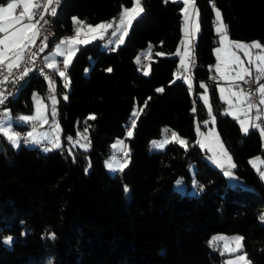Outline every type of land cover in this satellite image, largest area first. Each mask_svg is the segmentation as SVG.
I'll return each mask as SVG.
<instances>
[{
    "label": "trees",
    "instance_id": "1",
    "mask_svg": "<svg viewBox=\"0 0 264 264\" xmlns=\"http://www.w3.org/2000/svg\"><path fill=\"white\" fill-rule=\"evenodd\" d=\"M141 1L144 11L123 43L106 47L94 39L80 45L67 68L69 83L55 72L60 147L45 150L24 141L13 146L0 133V264H221L222 254L210 241L218 231L242 233L252 264H264V179L251 163L252 156L264 155V139L252 127L245 134L239 120L224 111L214 79L220 36L213 7L214 2L221 10L231 38L264 45V0H196L200 31L193 43L192 85L175 77L179 55L169 54L182 36V2ZM132 2L63 0L47 49L73 31L75 16L88 22L114 19ZM148 45L155 57L146 75L137 55ZM202 80L246 186L229 182L197 143L195 118L209 115L199 95ZM14 86L7 105L14 115L33 110L34 90L49 99L48 80L37 72ZM136 104L139 116L126 136ZM86 127L87 149L75 143ZM165 129L176 130L189 145L170 140L163 149L151 150V140ZM124 136L130 160L111 172L106 159L113 141ZM191 162L197 189L182 191L174 181L184 176L190 188ZM7 235L12 243L4 242Z\"/></svg>",
    "mask_w": 264,
    "mask_h": 264
},
{
    "label": "snow or ice",
    "instance_id": "2",
    "mask_svg": "<svg viewBox=\"0 0 264 264\" xmlns=\"http://www.w3.org/2000/svg\"><path fill=\"white\" fill-rule=\"evenodd\" d=\"M183 3L184 8L182 12L185 13L184 20H185V36H188L187 30V22L191 18V15H194L197 20L199 17V11L195 8V0H180ZM58 4V0H12V2L7 3L5 7H0V85L4 83H8L9 77H12L14 74V70L20 69L22 64L26 62V54L28 56V62L34 63V58L37 53L30 52V49L35 46V41L40 35V28L39 23L40 21H47L44 20L45 15L55 16L56 8L53 7V4ZM22 11L19 15H14V10L21 7ZM191 6L193 9V13L190 15L188 13V8ZM213 7L215 4L213 2ZM144 11L142 7L141 0H133L132 7H122V11L118 17V19L114 18L113 20L105 23H99L96 25L87 24L84 21H80L79 19H74V24L76 25L75 28V35L68 36L60 39L59 43L55 44V51L50 57H45L46 63L43 67L40 68L41 73L44 72L45 68L52 69L54 72H57L60 77L67 79L66 77V70L71 63L72 57L75 55V52L78 51L77 45H83L90 43L91 40L94 39H101L105 38L109 29H112L111 35L113 37H117V47L120 43H123V38L127 34L128 29L132 25V21L138 17ZM216 16V32L220 36L221 43L227 42V47L229 49L235 48L243 52L244 56L247 57V66H245V61L240 58V56L236 55L235 52H232L230 55L232 59L230 61H222L225 63V69L221 70L219 66L216 67V71L221 73V76L227 80H235V81H244L248 83L245 78L252 77L253 71L252 68H255V72L257 75L254 77L253 83L259 85L255 91L259 93V105H264V83H260L261 80H264V45H262L258 41H254L251 43H241V42H233L230 40L227 34V26L223 23L222 14L219 10L215 12ZM82 29H87L86 32L82 33ZM196 31H199V24L196 23ZM119 33V35H118ZM83 37V38H82ZM47 37H45V41ZM109 44L112 43L111 40L108 41ZM47 47V43L45 42L43 46L39 48V52H43L44 49ZM256 50V51H253ZM221 51L223 49L217 48L216 53L217 56H220ZM149 55L151 54L149 49ZM159 55V54H158ZM179 55V52H177ZM186 56L190 55V52H185ZM63 57L62 67L61 64L57 63L56 57ZM137 62H140V57H137ZM182 66H185V62L181 61ZM235 65L236 67H232ZM238 68V70H237ZM32 69L25 68L22 71V74L16 78V81L11 82H18L19 79H23L24 76L28 74L29 71ZM107 71L111 72L112 69L109 68ZM234 72L235 75H231L230 73ZM147 75V72L145 73ZM49 83V90L50 92H55L54 83L51 77H48ZM66 86V85H65ZM202 87H204L202 85ZM157 91L162 92L163 89H157ZM225 90L221 89L223 93ZM253 93L251 91L245 92L243 89L239 91L231 92V96L236 97L241 104H246L247 108L244 112L246 119L240 120V125L242 131L247 134L249 128H255L260 131L262 137H264V110H262L259 105L254 104L251 101ZM7 99V95L5 91H0V105L5 103ZM63 99L67 100V96L65 95ZM37 100V108H36V115H28V116H21L18 119L24 122H33V121H42L43 123H48L47 115L45 112H41V105L42 100L39 96L36 97ZM205 103H207V96L204 97ZM52 104L55 105L58 103L56 100L55 95L51 96ZM228 103L231 105V100H228ZM47 108L46 105H44ZM146 107V102H145ZM253 108H256L257 115L255 116L256 121H261L262 123H253L250 118L248 117V113H250ZM142 111V109L140 110ZM193 112L196 111L195 107L192 109ZM209 113H211V107L209 106ZM228 114L234 115L237 119H239V115L236 112H229ZM53 115L55 112L53 111ZM139 112L133 111L131 127H135V118H138ZM89 119H95L94 116H90ZM212 122H215V117H212ZM205 124L208 122L205 121ZM56 130L59 131V125H56ZM168 132V129L164 130ZM84 132H87V127L84 129ZM197 132H199V125L197 126ZM0 133H2L8 141L12 143L13 146H18L20 136L16 134L11 127L5 126L0 124ZM35 128L33 127V131L27 133V138H30L32 141L37 139V136L34 135ZM203 136V133H200ZM128 135L131 136L132 132L129 131ZM83 139H87L86 136L81 134ZM216 137V148H209V151H212L213 155L210 157L220 168L225 169V174L231 176L232 172L230 169L235 168L236 165L232 162V157L228 154L227 149L224 148V145L218 139L217 133H210L209 137H205V140L209 139L210 137ZM69 141H72V137H67ZM59 137L56 138V142H54L55 147H60L58 142ZM171 141L178 142L181 146H187V141L183 140L177 133H171ZM168 139H165L161 142L154 141L153 144L155 147L163 148L165 144L169 143ZM75 143H79V141H75ZM120 145H123V141L118 142ZM201 147H207L203 141H197ZM81 147L87 149L89 147L88 144H81ZM113 148H117V145L114 144ZM50 150V149H48ZM122 151L123 149L120 148ZM124 155L126 156L127 153L125 152ZM117 163L115 160L109 162L107 167L110 169L114 167V164ZM126 163V161H125ZM124 164L118 165V170H122ZM259 171V169H257ZM261 179H264V172H260ZM181 183V181H177V184ZM262 221H264V215L260 217ZM52 238L54 234H52ZM12 236H8L4 239L5 243L12 242ZM243 237H236L233 240H229L226 237H215L213 238V243L223 242L222 250L225 254H233L236 252H240L243 245H242ZM232 244L234 247H230L229 245ZM226 264H251L250 261H247L246 254H241L235 256L234 259H228Z\"/></svg>",
    "mask_w": 264,
    "mask_h": 264
},
{
    "label": "rangeland",
    "instance_id": "3",
    "mask_svg": "<svg viewBox=\"0 0 264 264\" xmlns=\"http://www.w3.org/2000/svg\"><path fill=\"white\" fill-rule=\"evenodd\" d=\"M141 3H142V1H141ZM132 6H133V2L130 5H123V7H132ZM142 7H143V4H142ZM183 8H184V5L182 3V9ZM195 8H196V0H195ZM143 9H144V7H143ZM216 10H219L221 12V10L218 7L215 6V12H216ZM121 11H122V9H121ZM188 13L190 15L193 13V9L191 8V6H189V8H188ZM184 15H185V13L182 12V23H181L182 36H181V39H180V41H179V43L177 45L176 50L173 51V52H171V53H169V54L170 55H177V52H179L178 68H177V70L175 72V77L177 78V77L183 76V78L190 85H192V83H193V77H192L191 74H189V72L182 73V71H181V66H182L181 61L183 60L185 62V66L186 67H189V64H190V61H191V56H192V53H193L192 39H196L197 36H198V33L200 31V13H199L198 20H197V18L194 15H191V18L188 20V22H187V30H188V33L189 34H188L187 37L185 36V20H184ZM118 17L116 19H118ZM74 18L79 19L80 21H84L87 24H91L93 26L96 25V24H99V23H105V22H109V21L113 20V19H103V20H100V21H97V22H88V21H85V20L81 19L78 16H75ZM197 22L199 24V31H196L195 30L196 23ZM216 23L217 22H216V16H215V28H216ZM223 23L226 25V23H225L224 20H223ZM75 28H76V25L74 24L73 31L70 32V33H68V34H66V35H63V36L59 37L57 39L56 43H59L60 39H62L64 37L74 36L75 35ZM86 31H87V29H82V33L83 32H86ZM128 31H129V29H128ZM111 32H112V29H109L108 32H107V34L105 35V38L101 42V45L102 46H106L107 47L109 45V43H108L109 40L112 41L111 44H113L115 46L117 45V43H118L117 37H113L111 35ZM227 34H228V37L231 40H241V39H232L230 37L228 31H227ZM118 35H119V33H118ZM126 35L123 38V42H124V40L126 38ZM55 44H53L50 48L46 49V51L48 50L47 52L45 51L46 52V56L47 55H50L51 56L54 53V51H55ZM79 46L80 45H77V48ZM217 48L223 49V51H221L220 56L218 57V61H217V64L220 66V64L222 63V61H224L223 56L228 53L229 48L227 47V42H225V43L222 44L221 41L216 46V49ZM149 49H150V52H151L150 55L148 54L149 53ZM186 51L190 52V55L189 56H186L185 55V52ZM142 53H144V55H146V60H145V63L143 65V71L145 73L146 72L149 73L150 72V60L155 57L153 55V53H152V46L151 45H148L147 47H145L144 49H142L138 53L137 57H140V60H141ZM158 53L161 54V55L165 54V52H163L161 50H159ZM226 56H227L228 59H230V56H228V55H226ZM73 57H72V59H73ZM56 60H57V63H59V60H60L59 56L56 57ZM217 83H218L219 93H220L221 97L226 102V107H225L224 111L225 112H228V111H230V112H236L239 115V119H238L239 122H240V120L246 119V116L244 115V112L246 111L247 105L246 104H241L240 101L236 97L231 96V92H233V91H239V89H240V86L239 85L242 86V84H239V83L237 84L236 82H229L227 79H224L223 77L221 79H219ZM201 85H203L204 87H202V89L200 90L199 95L202 97V99H203L204 102H205L204 97L207 96V103H205V104L207 106L208 113H209V106L211 107V113H209V115L205 119H203V120H200L198 117L195 118L194 125H195L196 130H197V126L199 125V132H197V134H198L197 141H203L205 144H207V147H203L205 149L204 157L207 158V159H209V160H212V159H210V157L213 155V153H212V151H209V148H216L217 151H218V148H217V145H216V137L215 136H212V137H210L207 140H205V137H209V134L210 133H217L218 134L219 141H221L223 143L224 148L227 149L228 154L232 157V154L229 152L228 148L226 147V145H225V143H224V141H223V139H222V137L220 135V132L218 130L217 124H216V116L213 113L212 106H211L209 85H208V83L205 80H202L201 81ZM221 89H224L225 91L222 93L221 92ZM63 94H64V96L65 95L67 96V91H64ZM32 96H33V100H34V108H33L32 111H30V112H21L18 115H14L12 113L11 109H10V106H6V113H5L4 116L0 117V124H3V125L8 126V127H11V129L16 134H18L21 137L20 140H19V144L18 145H20V143H22L23 141H24L23 143H25L27 145H37L30 138H26L23 141L21 140L22 139V131L23 130L20 129V127H19L20 124H22V123L28 124V126L25 128L28 133L33 131V127H32V125L30 126L31 122L20 121L18 118L21 117V116L36 115V108H37V100H36V97L39 96L41 98V100H42L41 112H45L46 113L48 122H51L52 124L55 123V125L53 126V132L56 133V135H58V137H59V144H61L62 143V136H61V125H60V122L58 120V103H56L55 105H53L52 104V101H51V96L52 95H49V99H46L43 96V94L40 91H38V90H34ZM55 97H56V100L58 101L59 100V97L57 95H55ZM228 100H231V105L228 103ZM255 104L259 105V101L256 102ZM44 105H46L47 108H45ZM259 107L262 110H264V105H259ZM53 111L55 112V115H53ZM133 111H138L139 112L138 104H136L134 106ZM133 111H132V113H133ZM256 115H257L256 108H253V110L250 113H248V117L247 118H250L253 123H257V121L255 120V116ZM212 117H215V122L214 123L212 122ZM133 119L134 118L132 117V114H131L130 123H129L130 126L127 129L126 136H129L128 135V132L129 131H131L133 133V128L131 127V124H132V120ZM136 119L137 118H135V121H136ZM205 121H207L208 123L205 124L204 123ZM42 124H44V123L42 122ZM57 124L59 125V131L56 130V125ZM262 126H264V123H262ZM173 132L177 133L183 140H186L187 141V146L189 145L188 144L189 142H188V140H187V138L185 136L180 135L176 130H173ZM200 133H203V136ZM81 134H83V136H86L87 137L86 132H81L78 135V137H76V140L79 141V143H81V144H88L89 147H90V142H89L88 138L87 139H83L82 136H81ZM126 136H124V137H118L112 143V146L114 144H116L117 145V148H113V152L106 159V166H107V164L109 162H111L113 160H115L117 163H115L114 164V167L111 168V169L109 167H107L111 172H115L116 170H118V165L119 164H124V166H125L128 163V161L130 160V147H129L128 139L126 138ZM165 139H168L169 141L171 140V135H169L167 132H164V134L161 135V136L154 137L151 140L150 149L151 150L163 149L166 146V144H165V146L163 148H160V147H155L154 144H153V142L154 141L161 142V141H164ZM263 139H264V137H263ZM119 141H123V145H120L118 143ZM51 143L52 144H50V145L42 146L43 149L48 150L50 148H53L54 145H53V140L52 139H51ZM89 147H87V148H89ZM120 148L123 149L122 151H124V153L125 152L127 153V155L123 159H120V158L117 157V152L118 151H121ZM125 161H126V163H125ZM232 162L235 164V161H234L233 157H232ZM252 162H253L254 166L257 169H259L260 172H264V155L257 154L255 156H253ZM215 165H216V163H215ZM189 168H190L191 173H192V179H191V186H190V188L188 189V183H187V181H186V179H185L184 176L178 177L174 181V186L176 188L182 190V191L189 190V191L195 192L196 189H197V179H196V176H195V168H196L195 163L194 162H191L189 164ZM223 170L225 172V169H223ZM230 171L232 172V175L231 176L226 175V177H227V179H228L229 182H231V183H240L243 186L248 185L243 178L239 177V175L235 171V168L230 169ZM233 176H235L236 179L239 178L240 181L237 182L236 180H234L235 178H233ZM178 180L181 181V183L177 184V181ZM8 236H10V235H7L6 237H8ZM221 236L222 237H226L229 240H233L236 237H243V234L240 233V232L218 231V232H215V233H213L211 235L210 241L213 242V238H215V237H221ZM215 245H216V247H218V250H220V252L222 254L221 264H226V261L228 259H234L235 256L241 255L242 253L243 254H246L247 261H250L251 264H252L251 258L248 256L247 252L243 249V247H244L243 240H242L243 247H242L241 251L240 252L233 253V254H225V253H223V250H222L223 242L222 241L221 242H218V243H215ZM229 246L230 247H234V245H232V244H230Z\"/></svg>",
    "mask_w": 264,
    "mask_h": 264
},
{
    "label": "built area",
    "instance_id": "4",
    "mask_svg": "<svg viewBox=\"0 0 264 264\" xmlns=\"http://www.w3.org/2000/svg\"><path fill=\"white\" fill-rule=\"evenodd\" d=\"M62 2H63V0H58V4H55V3L53 4V7L56 8L55 16L45 15L44 16V20L47 21V23H44V21H40V23H39L40 35L35 41V46L30 49V52H36L37 53V55L34 58H32L34 60V63L28 62V56H29L30 53L26 54V58H25L26 62L24 64H22L20 69L14 70L13 76L9 77V81L10 82L0 85V91H5V94L7 95V99L5 100V103L3 105H0V117L5 115L6 106L9 104L10 99L14 96V94L16 92V88H15L14 85L15 84H19L20 85V84L26 82V80L28 78V74H29L30 71L28 72V74L26 76L23 77V79H19L18 82H11V81H16V78L19 77L22 74V71L25 68L32 69L31 71L37 72L41 76H44L47 80H48V77H51V79H52V81L54 83L55 92L52 93L48 89V94L49 95H57L58 96V91H57V87H56V75H55V72L53 70L49 69V68H45L44 72L41 73L40 68L43 67L44 64H45L43 55H44L47 47L49 46L52 38L56 35L55 21H56L58 9L62 5ZM45 37H47L46 41H45ZM45 42L47 43V47L44 49L43 52H39V48L41 46H43V44ZM141 60H142V62L144 64L145 60H146V55L143 54L141 56ZM62 61H63V58H60L59 63H58V64H61V67H62ZM194 63H195V56H194V54H192L189 67L181 66V71L182 72H189V74L193 75ZM256 75H257V73L253 74L252 77H246L245 79L247 81H249L248 83H245L244 81H240V83L242 84V86L244 87L246 92L251 91L253 93L250 102H252L254 104L259 101V93L257 91H255V89H257L259 85H257V84L252 82ZM66 77H67V79H64L62 77V80L64 82H69V75L67 73V70H66ZM219 78L220 77L217 74L214 75V79L218 80ZM260 82L264 83V80H261ZM257 123H262V122L261 121H257ZM32 126L35 127V128H41L43 126V124H42L41 121H33L32 122ZM168 130L169 131L167 133L169 135H171L173 130L172 129H168ZM26 136H27V132L25 130H23L22 131V139L25 140ZM50 144L51 143H49V142H41V143H39L40 146H45V145H50ZM117 157L120 158V159H123L125 157L124 151H118L117 152ZM212 247L214 249L218 250V247H216L215 243L212 244Z\"/></svg>",
    "mask_w": 264,
    "mask_h": 264
},
{
    "label": "crops",
    "instance_id": "5",
    "mask_svg": "<svg viewBox=\"0 0 264 264\" xmlns=\"http://www.w3.org/2000/svg\"><path fill=\"white\" fill-rule=\"evenodd\" d=\"M10 2H12V0H7L6 2H0V7H5L6 5H7V3H10ZM17 2H19V0H17ZM22 11V5H21V7H19V8H17L16 10H14V15H19V13ZM233 39V38H232ZM231 40V39H230ZM194 41H195V39H192V45H193V43H194ZM231 41H233V42H241V43H251V42H254V41H258V42H260L259 40H251V41H245V40H231ZM261 43V42H260ZM262 44V43H261ZM115 45H113V44H109L108 45V47H114ZM230 50V51H229ZM228 50V53L226 54V55H228V56H230V59H228L227 58V56L226 55H224L223 56V59H224V61H230L231 59H232V57H231V53L232 52H235V54L236 55H238V56H240V58L242 59V60H244L245 61V66H247V57H245L244 56V54H243V52L242 51H240V50H238V49H235L234 47L233 48H231V49H229ZM48 51V50H47ZM46 51V52H47ZM253 51H256V50H253ZM46 52L44 53V55H43V58H45V57H50V55H47L46 56ZM215 52H216V48H215ZM216 56H217V53H216ZM59 58H62V57H59ZM64 59V58H63ZM217 61H218V56H217V59H216V62L214 63V75L215 74H217L220 78L219 79H221L222 78V76H221V73L220 72H217L216 71V67L217 66H219L218 64H217ZM44 62L46 63V61H45V59H44ZM220 68H221V70H224L225 69V63H221L220 64V66H219ZM232 67H236L235 65H232ZM52 70V69H51ZM237 70H238V68H237ZM252 71H253V74H255L256 72H255V68L253 67L252 68ZM231 75H235V73L234 72H232V73H230ZM218 79V80H219ZM229 82H236L237 84L239 83V84H241L240 83V81H235V80H228ZM69 83V82H68ZM260 83H262V82H260ZM240 86V89H243L245 92H246V90L244 89V87L243 86H241V85H239ZM239 89V90H240ZM259 99H260V97H259ZM230 111H228V113H229ZM32 125V122H31V124H30V126ZM55 125V123H51V122H48V123H44L43 124V126L41 127V128H35V133H34V135H36L37 136V139L34 141V143L35 144H39V143H41V142H49V143H51V139L53 140V145H54V142H56V138L58 137V135H56V133H54L53 132V126ZM28 125H24V127L22 128V127H20V129H22V130H25L26 131V127H27ZM33 127V126H32ZM129 128V127H128ZM27 132V131H26ZM28 133V132H27ZM26 138H27V136H26ZM22 141H23V139H21ZM58 142H59V140H58ZM52 144V143H51ZM55 147V146H54ZM255 156V155H254ZM252 159H253V156L251 157V163L253 164V162H252ZM211 162H213L214 163V161H212L211 160ZM215 164V163H214ZM217 165V164H216ZM253 166H254V164H253ZM233 178H235V176H233ZM234 180H236L237 182H239L240 181V179L239 178H235Z\"/></svg>",
    "mask_w": 264,
    "mask_h": 264
}]
</instances>
